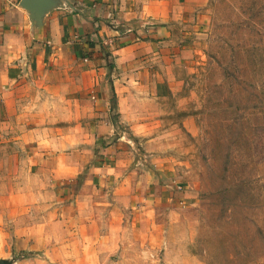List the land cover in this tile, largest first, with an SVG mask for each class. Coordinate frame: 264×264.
<instances>
[{
    "label": "crops",
    "instance_id": "0c3cea01",
    "mask_svg": "<svg viewBox=\"0 0 264 264\" xmlns=\"http://www.w3.org/2000/svg\"><path fill=\"white\" fill-rule=\"evenodd\" d=\"M20 1L0 0V260L137 264L200 0L55 1L40 25Z\"/></svg>",
    "mask_w": 264,
    "mask_h": 264
},
{
    "label": "rangeland",
    "instance_id": "374dc122",
    "mask_svg": "<svg viewBox=\"0 0 264 264\" xmlns=\"http://www.w3.org/2000/svg\"><path fill=\"white\" fill-rule=\"evenodd\" d=\"M198 12L176 66L177 126L137 202V264H264V0H200Z\"/></svg>",
    "mask_w": 264,
    "mask_h": 264
},
{
    "label": "water",
    "instance_id": "95a60500",
    "mask_svg": "<svg viewBox=\"0 0 264 264\" xmlns=\"http://www.w3.org/2000/svg\"><path fill=\"white\" fill-rule=\"evenodd\" d=\"M55 1L66 0H21V6L31 14V18L40 25L41 15L48 10ZM0 264H8L6 261L0 260Z\"/></svg>",
    "mask_w": 264,
    "mask_h": 264
}]
</instances>
